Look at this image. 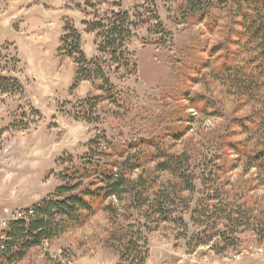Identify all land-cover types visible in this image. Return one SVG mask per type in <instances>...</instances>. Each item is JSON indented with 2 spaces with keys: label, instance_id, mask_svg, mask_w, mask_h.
Returning a JSON list of instances; mask_svg holds the SVG:
<instances>
[{
  "label": "rangeland",
  "instance_id": "rangeland-1",
  "mask_svg": "<svg viewBox=\"0 0 264 264\" xmlns=\"http://www.w3.org/2000/svg\"><path fill=\"white\" fill-rule=\"evenodd\" d=\"M190 8L187 0H0V211L6 207L25 213L52 194L59 186L60 160H79L98 134L120 146L154 138L171 154H185L188 174L196 178L193 193L174 190L171 222L142 230L148 240L146 264H264V236L255 225L264 213V174L248 169L244 157L231 150L232 142L245 137L230 134L236 119L252 115L261 104L244 102L233 84L219 80L222 52L214 55L212 50L229 40L247 69H253L261 54L256 45L234 43V31L244 21L236 5H218L211 19L202 21L188 13ZM112 13L129 15L132 38L126 49L127 57L137 62L135 74L131 66L124 68L123 60L121 66L102 60L96 34L83 25L107 21ZM65 21L80 32L87 58L101 59L97 65L111 84L110 93L99 90L98 79L71 90L76 65L58 55ZM258 77L264 82V69ZM191 98L197 101L195 107ZM84 100L96 106L86 111ZM172 130L185 134L173 141L168 136ZM159 175L160 183L178 185L170 175ZM204 178L219 189L221 201L229 196L251 220L246 230L228 236L233 247L217 246V240L198 245L208 240L211 227L192 221L193 212L206 204ZM220 204L209 205L222 209ZM108 205L118 209L119 224L141 220L127 209V201L113 198ZM222 225L220 221L216 226ZM112 228L110 213L100 210L85 226L49 242L48 248L31 251L21 264H62L51 258L60 250L68 263L117 264L118 257L106 246Z\"/></svg>",
  "mask_w": 264,
  "mask_h": 264
},
{
  "label": "trees",
  "instance_id": "trees-1",
  "mask_svg": "<svg viewBox=\"0 0 264 264\" xmlns=\"http://www.w3.org/2000/svg\"><path fill=\"white\" fill-rule=\"evenodd\" d=\"M140 1L147 4L155 0ZM228 3L237 6L244 20L240 29L234 31L237 35L234 43L239 47L240 44H244V47L256 45L261 54V59L253 69H247L249 65L239 61V54L231 48L229 40L212 50L214 55L222 52L217 69L219 80L233 84L239 97L246 99L244 102L258 100L261 104L252 115L236 119V129L230 134L245 138L232 142L231 150L244 157L248 169L264 174V82H258V76L264 69V0H187V6L191 7L188 13L201 21L211 19V12L218 5L226 6ZM153 19L158 22L157 17ZM83 25L87 26L88 33L96 34L97 50L102 60L107 58L113 66H121L123 60L124 68L129 69L131 66V73L137 72L136 60L127 57L126 46L132 38V23L128 14L112 13L107 21L83 22ZM58 55L72 59L76 65L71 90H75L82 82L98 79L102 81L99 90L110 93L111 84L104 75L103 67L97 65L101 59L87 58L82 50L81 34L70 21H65ZM120 70L117 67L116 72ZM189 101L192 107L196 106L195 99ZM201 102L209 106L206 100ZM82 104L86 111L96 106L91 100H84ZM184 134V131L172 130L168 136L176 141ZM163 143L152 138L120 146L98 134L86 144L87 151L79 160H60L61 171L57 175L59 186L56 190L30 207L33 210L30 220L24 221L23 217L13 221L4 231V240L0 242V264L23 263L29 253L40 248L45 241L52 242L67 231L85 226L100 210L110 213L113 228L106 239V246L118 257L117 264H146L148 240L142 230H147L153 224L158 227L173 220L170 216L171 199L177 187L182 193L195 191L191 182L196 177L188 174L186 168L189 158L185 154H171ZM221 171L223 169L218 172ZM159 173L170 175L178 185L160 183ZM208 174L212 176L213 172ZM203 187V195L207 196L206 204L193 212L192 221L200 227L204 224L211 227L208 240L198 245L217 240V246L233 247L234 243L228 236L237 229L246 230L251 220L243 208H237L229 201V196L221 201L219 189H214V185L206 182L205 178ZM113 198L120 202L127 201V209L134 211L145 222L141 223L140 220L134 224H119L118 209L108 205ZM215 202H221L222 209L217 205H209ZM220 221L223 225L218 229L216 225ZM255 225L259 234L264 236V213L255 218ZM140 245L145 249L144 253L139 252Z\"/></svg>",
  "mask_w": 264,
  "mask_h": 264
},
{
  "label": "built area",
  "instance_id": "built-area-1",
  "mask_svg": "<svg viewBox=\"0 0 264 264\" xmlns=\"http://www.w3.org/2000/svg\"><path fill=\"white\" fill-rule=\"evenodd\" d=\"M13 215H24V221H28L30 220V218L33 216V210L31 208H28V213H20V209H9V208H3L0 211V233H2L4 231L5 228V218H7L8 216H13ZM49 246V242L45 241L41 248H48ZM62 257H63V251H59L56 255H51V258L55 261L59 260L62 264H73V263H68V261H66L64 259V261H62Z\"/></svg>",
  "mask_w": 264,
  "mask_h": 264
},
{
  "label": "bare ground",
  "instance_id": "bare-ground-1",
  "mask_svg": "<svg viewBox=\"0 0 264 264\" xmlns=\"http://www.w3.org/2000/svg\"><path fill=\"white\" fill-rule=\"evenodd\" d=\"M26 212V211H25ZM24 217V215H13V216H8L5 218V228L4 231L8 228V226L13 222L20 220ZM4 231L0 233V242L4 240Z\"/></svg>",
  "mask_w": 264,
  "mask_h": 264
},
{
  "label": "crops",
  "instance_id": "crops-1",
  "mask_svg": "<svg viewBox=\"0 0 264 264\" xmlns=\"http://www.w3.org/2000/svg\"><path fill=\"white\" fill-rule=\"evenodd\" d=\"M24 10H25V9H24ZM19 12L22 13V12H23V8L20 9ZM69 13H70V12H69ZM65 14H66V13H65ZM78 14H79V18L81 19V17H80V16H82L81 13H78ZM20 16H21V15H20ZM63 17H64V18H71V19H73V20H76V18L73 17L72 15H64ZM81 20H83V19H81Z\"/></svg>",
  "mask_w": 264,
  "mask_h": 264
}]
</instances>
